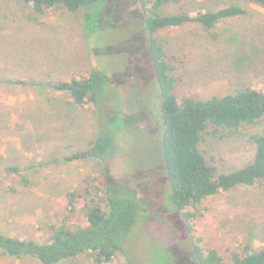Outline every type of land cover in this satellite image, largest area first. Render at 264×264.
Wrapping results in <instances>:
<instances>
[{"label":"rangeland","instance_id":"rangeland-1","mask_svg":"<svg viewBox=\"0 0 264 264\" xmlns=\"http://www.w3.org/2000/svg\"><path fill=\"white\" fill-rule=\"evenodd\" d=\"M230 4L248 14L211 30L191 23L157 34L179 97L264 91V6L254 0H168L160 14L196 17ZM143 21L141 0H102L78 12L47 14L35 13L24 0H0V235L44 242L53 225L85 227L90 195L104 204L110 191L142 204L126 253L110 264H197L195 244L226 261L246 246L264 247L262 185L222 192L191 209L198 215L192 234L172 206L160 158L161 94ZM91 69L111 80L98 106L80 107L49 86ZM252 133H264V118L237 132L210 127L200 150L218 174L231 173L253 162ZM103 135L113 138L112 158H74ZM0 264L42 263L0 252ZM59 264L93 263L83 254Z\"/></svg>","mask_w":264,"mask_h":264},{"label":"trees","instance_id":"trees-1","mask_svg":"<svg viewBox=\"0 0 264 264\" xmlns=\"http://www.w3.org/2000/svg\"><path fill=\"white\" fill-rule=\"evenodd\" d=\"M102 0H24L37 14H47L57 8L78 12L99 4ZM144 14V35L161 96L163 134L160 155L171 187L170 201L181 212L186 229L194 232L192 222L198 218L197 209L207 198L237 187L264 186V133L250 134L256 148L253 162L231 172L218 174L202 154L200 144L210 127L237 132L242 126L256 125L264 118V91L241 90L210 99L179 97L177 79L171 74L167 53L157 34L166 29L197 23L207 30L220 22L243 17L248 11L230 4L217 11L198 16L189 14H160L168 0H141ZM264 6V0H254ZM23 82H18L22 84ZM111 80L102 71L91 69L74 76L70 81L54 82L49 86L68 93L80 107L98 106L110 91ZM115 144L111 135H103L75 159L106 160L114 156ZM12 172L17 168L10 169ZM104 204L91 196L86 202L85 227L65 225L50 227L51 235L44 242L23 240L0 235V252L18 260L31 257L42 264L62 261L86 254L93 264H110L126 253L127 237L142 211V204L131 196L105 192ZM73 203L76 194H71ZM197 264H264V247L246 246L226 261L215 249H203L198 244L192 250Z\"/></svg>","mask_w":264,"mask_h":264}]
</instances>
